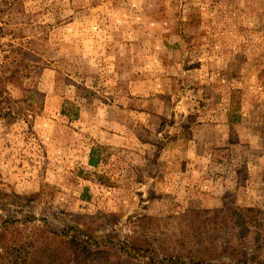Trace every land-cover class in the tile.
<instances>
[{
  "label": "rangeland",
  "instance_id": "rangeland-1",
  "mask_svg": "<svg viewBox=\"0 0 264 264\" xmlns=\"http://www.w3.org/2000/svg\"><path fill=\"white\" fill-rule=\"evenodd\" d=\"M4 228L68 264L264 258V0H0Z\"/></svg>",
  "mask_w": 264,
  "mask_h": 264
},
{
  "label": "trees",
  "instance_id": "trees-1",
  "mask_svg": "<svg viewBox=\"0 0 264 264\" xmlns=\"http://www.w3.org/2000/svg\"><path fill=\"white\" fill-rule=\"evenodd\" d=\"M90 164L92 166H95L97 164L96 161H94L93 157L90 159ZM241 212H235V214L238 215L237 218L239 217V223L251 227L255 226L259 221V210L255 208H246ZM7 230V228H4L3 232L0 233V245L2 246V249L5 252L4 258L9 264H68L70 258H73L74 253H70L69 250L75 249L71 247V243L69 241L65 240V237H53L55 238L53 239V241H55V243L57 242V245L54 244L53 248H50L51 244H49L50 241H48L50 237H37L38 244L36 241H29V243L23 242L20 240L21 237H19L18 240L20 241V243H18V245H14L16 244V241L12 239H7L8 237H6ZM3 238H6L5 241L2 240ZM39 242H41V245H39ZM38 245L40 247H38ZM27 247H31L35 249V251L26 252ZM121 251L126 253L131 258L142 261V264H187L181 258L178 257L156 256L151 253V250L149 253V251L141 245L133 248L128 247L127 244H123V246L121 247ZM203 252L210 253L211 248L204 247ZM227 258H229L228 264H264V258H262V253H260L259 255L254 254L250 255V257H247L244 255L243 249L238 247L229 248ZM204 260L205 259H199L196 264H204ZM80 264H82V261H80Z\"/></svg>",
  "mask_w": 264,
  "mask_h": 264
}]
</instances>
